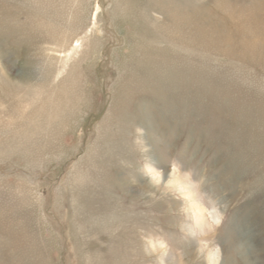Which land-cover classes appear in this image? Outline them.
Instances as JSON below:
<instances>
[{"label":"rangeland","instance_id":"1","mask_svg":"<svg viewBox=\"0 0 264 264\" xmlns=\"http://www.w3.org/2000/svg\"><path fill=\"white\" fill-rule=\"evenodd\" d=\"M263 23L0 0V264H264Z\"/></svg>","mask_w":264,"mask_h":264},{"label":"bare ground","instance_id":"2","mask_svg":"<svg viewBox=\"0 0 264 264\" xmlns=\"http://www.w3.org/2000/svg\"><path fill=\"white\" fill-rule=\"evenodd\" d=\"M223 20V19H222ZM264 24V23H263ZM228 43V42H227Z\"/></svg>","mask_w":264,"mask_h":264}]
</instances>
